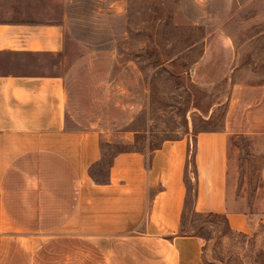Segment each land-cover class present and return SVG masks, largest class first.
<instances>
[{
  "label": "crops",
  "instance_id": "crops-1",
  "mask_svg": "<svg viewBox=\"0 0 264 264\" xmlns=\"http://www.w3.org/2000/svg\"><path fill=\"white\" fill-rule=\"evenodd\" d=\"M71 2L0 0V9H18L0 17V238L75 239L97 264H205L204 241L179 235L187 189L192 185L194 213L224 215L231 230L249 232L247 217L227 208L229 171L240 153L230 140L264 141V83L234 84L222 129L163 141L147 155L116 153L98 180L93 171L105 132L95 120L106 105L101 98L126 67L103 84L95 58L107 54L75 43ZM57 4L60 17L52 20L48 10ZM223 41L219 52L226 57L231 48ZM212 50L209 41L194 75L210 65ZM35 57L57 65L37 73L28 62ZM86 57L94 59L91 83L81 89L77 75ZM128 83L122 93L132 88ZM79 90H88L89 107ZM252 146L264 156V146ZM261 169L264 180V161ZM259 223L264 228V215Z\"/></svg>",
  "mask_w": 264,
  "mask_h": 264
},
{
  "label": "rangeland",
  "instance_id": "rangeland-1",
  "mask_svg": "<svg viewBox=\"0 0 264 264\" xmlns=\"http://www.w3.org/2000/svg\"><path fill=\"white\" fill-rule=\"evenodd\" d=\"M9 11L18 9L6 4L0 9V17L9 19ZM59 11L58 4L52 6L49 17L58 19ZM67 15L75 43L82 41L89 50L107 54L95 58L105 71L103 84L126 67L114 84L117 86L111 90L110 85V94L101 98L106 105L100 120L92 122L105 132L101 162L93 171L98 180L104 178L116 153L138 151L147 155L163 141L222 129L234 84L264 83V0H72ZM222 39L231 48L226 57L219 52ZM209 41L213 49L210 65L194 75ZM75 57L67 64L72 66ZM28 60L37 73L51 71L57 65L54 58ZM93 60L86 57L83 71L77 75L81 89L90 87ZM108 64L112 66L109 73ZM125 78L132 88L122 93ZM79 91V100L89 107L88 90ZM258 143L264 146L263 140L249 137L230 140L240 153L229 171L226 203L228 211L247 217L248 233L241 236L227 231L222 220L195 214L190 185L182 230L202 237L205 264L264 261V228L259 223L264 215V156L254 153L252 146ZM2 235L0 264L98 261L92 260L89 248L75 239Z\"/></svg>",
  "mask_w": 264,
  "mask_h": 264
},
{
  "label": "trees",
  "instance_id": "trees-1",
  "mask_svg": "<svg viewBox=\"0 0 264 264\" xmlns=\"http://www.w3.org/2000/svg\"><path fill=\"white\" fill-rule=\"evenodd\" d=\"M190 192H191L190 191V188L188 187V189H187L186 202H187L188 197L190 196ZM197 215H200V214H197ZM203 215H205L207 217H210V218H213V219H216V220H219V219L222 220L224 222V224H225V227H226L227 231H230L231 230L230 227H229V224L227 222V219H226V217L224 215H216V214H203ZM237 234L243 236L241 233H237ZM179 235H183V236H195V237L202 238L201 236H199L197 234H186L182 229H180ZM262 264H264V261L262 262Z\"/></svg>",
  "mask_w": 264,
  "mask_h": 264
}]
</instances>
